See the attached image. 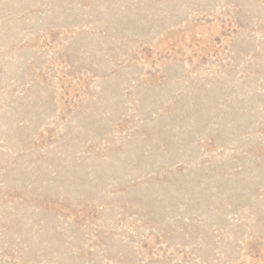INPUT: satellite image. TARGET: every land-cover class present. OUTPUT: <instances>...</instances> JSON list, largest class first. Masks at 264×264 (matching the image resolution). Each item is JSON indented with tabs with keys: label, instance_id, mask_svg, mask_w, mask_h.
Listing matches in <instances>:
<instances>
[{
	"label": "rangeland",
	"instance_id": "obj_1",
	"mask_svg": "<svg viewBox=\"0 0 264 264\" xmlns=\"http://www.w3.org/2000/svg\"><path fill=\"white\" fill-rule=\"evenodd\" d=\"M0 264H264V0H0Z\"/></svg>",
	"mask_w": 264,
	"mask_h": 264
}]
</instances>
